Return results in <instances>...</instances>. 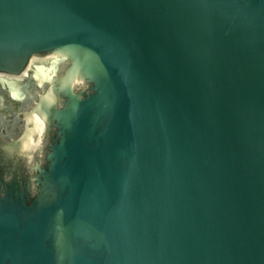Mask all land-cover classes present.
Instances as JSON below:
<instances>
[{
    "label": "water",
    "instance_id": "1",
    "mask_svg": "<svg viewBox=\"0 0 264 264\" xmlns=\"http://www.w3.org/2000/svg\"><path fill=\"white\" fill-rule=\"evenodd\" d=\"M0 264H264V0H0Z\"/></svg>",
    "mask_w": 264,
    "mask_h": 264
}]
</instances>
